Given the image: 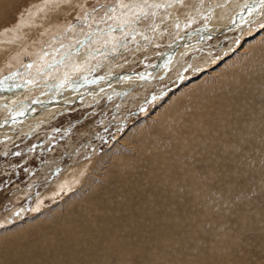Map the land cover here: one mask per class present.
<instances>
[{
    "label": "rangeland",
    "instance_id": "1",
    "mask_svg": "<svg viewBox=\"0 0 264 264\" xmlns=\"http://www.w3.org/2000/svg\"><path fill=\"white\" fill-rule=\"evenodd\" d=\"M88 2L91 3H88L89 5L87 6L86 0L78 1V5L84 6L83 10L78 11L77 15L68 20L66 23L67 25L63 23L59 25L58 33L56 32L53 34L54 30L52 33L49 32V36H52L46 37V41H44L45 39L40 40L43 41L38 43L40 47L37 49L36 53L34 52L33 54V51L31 52L32 54L30 52H25L20 56V63L18 66L16 67V65H14L8 72L4 71L1 77L2 81L7 85L5 89L7 92L3 91L1 94L2 97H0V219L3 220V227L0 226V230L5 226L10 228L5 229L3 233L0 234V259L2 256H5L3 252L7 254L5 259L2 257L4 260L1 259L2 263L0 264H63L65 261L66 263L64 264L68 262L73 264L75 261L76 264L79 262L80 264H100L98 261L101 257L104 258H101V264H103L102 262H105L104 264H107L106 262L113 263L115 261V256H113V261V259L110 258L111 255H108V257L101 253L103 250H107V247H109L108 249L114 248L115 243L111 242H114L115 238L120 240V234L123 233H126V238L124 240V242H126V249L124 248L126 257H132H129L131 260L129 259L127 261H131V264L257 263L260 258L253 256V251H258L261 247L256 246L255 242H264V235L262 234L264 233V228L262 227L264 226V135H262L264 134V130L256 128L250 138V132H246L245 127H242L241 130H243H240V134L242 133L240 135L241 139L239 137L234 140V138H232L234 132H236L234 127L230 129L231 131L233 130V134L228 130H226L227 132L225 133L220 132L219 134V129L217 130L216 128L210 127L207 137L213 140H208L209 138H207L208 141L205 139L204 141L207 142L205 143L198 139V133L202 130L197 129L191 133L193 134L191 138L197 140L198 144H194L196 146L192 145L193 143L190 145V155H188L186 154V150L185 152L183 150L184 147L192 141L185 139L183 143L180 139L184 136L180 138L177 137L178 140L174 141L172 137L164 134L169 124V122H165V120L168 121L165 116V119L164 117H158L147 124L142 125V123H145L143 121L148 115L150 116V113L151 116H153L154 112L158 111V105L165 101L171 93L173 94V92L178 90L181 86L192 81H200L203 75L215 71L225 63L224 61H229L238 51L243 50L245 47H255V42L261 37L259 33H264V0H88ZM72 9L74 10L75 8L69 9L66 13L70 14ZM20 12L22 13V11ZM258 36L260 37L258 38ZM254 39L257 40L249 45V42ZM247 68L246 65H242L241 62L238 61L233 65L231 64L228 71L224 73L221 72L220 76L226 75V77L231 78L232 75H236L237 79H239L247 75L245 71ZM250 69L260 72L264 77V46L258 49L256 58L251 64ZM255 77V79L262 78L258 73L255 74ZM215 80L219 81L220 78L212 79L203 86H199V82L194 83L193 88H191L192 86L188 88L190 92L187 89L185 90L186 101L185 103L182 102L181 105L189 104V108L190 104L194 102L195 99L202 98L204 94L201 93L211 95L213 93L212 96L221 93V91L217 90L218 87L213 84ZM205 89L207 92L203 91ZM195 94L198 96L196 95L194 98L193 96ZM222 96L219 94L218 97ZM172 100H169L170 102L168 101L169 105L168 103L166 105L164 104L160 108V111L164 108L168 112L173 109L176 104L173 103L174 100L171 102ZM171 104H174V106ZM249 105L253 106H251L252 111L250 110L249 112L248 110L250 114H246L244 111H239L240 113L234 112L232 113L233 116L229 114L228 117H226L229 118L228 123L232 122L231 120L233 119L236 121V116H241V119L244 120L245 118V125L246 122H256V119L258 121L261 118H263L261 123L263 124L264 114L261 116L260 112L264 111V104L258 105V110H255L253 103H249ZM180 108H184V106ZM200 110L202 111L203 108ZM235 111H238V109ZM188 112L190 116L197 115L191 108H189ZM257 112L259 113L258 115ZM202 115L204 114L201 113L200 116ZM248 116H251L252 119H248L247 121ZM206 119L202 121V124ZM158 121H160L158 125L161 124L159 125V127L161 126L160 130H164L160 133L154 131V127ZM248 123L247 126L253 124L249 123V125ZM171 128L173 129V127ZM243 133L245 135H243ZM256 134L261 135L263 138L256 136ZM223 139L227 141L219 143ZM119 141L121 143L119 144L120 146L117 145ZM179 141L184 145L182 146ZM214 141H217L216 143L219 144V146H217ZM212 142L215 144L212 145ZM232 142H234V144ZM157 143L163 145L160 144V147ZM167 143L170 144L166 145ZM230 143H232L231 146L229 145ZM154 144L157 145L155 146ZM201 144L202 146L204 144L202 147L204 154L200 152ZM233 145L236 146V148H238L237 145L242 146L238 152L240 154L233 152ZM141 146L145 149L144 155H142L143 153L141 150L144 149H142ZM177 146H179V153L175 151L177 150ZM223 148H227L225 151L228 154L231 151L233 153L231 152L228 155L226 152L222 151ZM136 149H139L141 152H138L139 150L136 151ZM206 150H208L207 153L209 155L206 154ZM241 150L243 152L245 151V153L241 152ZM150 152L153 156H151ZM165 153L169 154L167 155ZM182 154L183 156L186 155V159L182 161L184 164L179 163V167L182 169L173 168L171 163L165 165L164 162H167L166 160H170L174 156H176L175 159H178L177 155L181 156ZM159 155L162 156L158 157ZM170 155L171 157L169 158ZM206 155L208 157H206ZM148 156L151 157L149 158L152 160L151 162L148 161ZM199 156L202 157L200 158ZM211 156L219 158L223 163ZM226 157H228V159H226ZM153 159H156L154 163H152ZM223 159L225 162L228 161L224 163ZM234 159L237 162L236 164L234 163ZM197 160L199 163H197ZM203 160L204 162H202ZM212 161H215V165ZM147 162L155 165L152 167L150 164L147 165ZM200 162L205 164L207 168L211 166L208 168V170H210L208 173V170ZM229 162L232 164H229ZM142 163H145V165ZM121 165H123L122 168H120ZM168 165H170L169 167L171 168H168ZM192 165L195 171L191 168ZM221 165L225 166V168ZM229 165L230 167L232 165V168L236 166V169L230 168ZM78 166H84L82 170L90 166L93 168L90 171L82 172V176L84 175V181L82 180V182L84 183H73L69 190H61L55 193L53 189L60 178L66 176L71 170L78 169ZM135 166H139V168L137 167L136 170ZM157 167H159V169ZM197 167L203 168L202 170L205 171V173L201 169L199 171ZM184 168H187V172ZM210 168H212V170ZM188 169L191 171H188ZM162 170L173 173H165ZM183 170L185 171V173H183L186 174L187 177L182 173ZM197 170L198 172L195 174L194 172ZM149 171L150 174H148ZM175 171L179 173L177 172V174ZM110 172L112 173L110 174ZM162 172L163 174H161ZM223 172L228 173L225 174L227 177H223ZM154 173L160 174V176L154 175ZM210 173H212V175ZM199 174L202 176L200 177ZM205 174L207 175L205 176ZM208 174L209 176L211 175L210 178ZM144 175L146 178H144ZM164 175H167V177ZM88 176L92 178L89 180ZM136 176L137 178H135ZM180 176H183L182 179H179L181 178ZM119 177H125L124 182L128 187L130 185V188L124 184L121 178L118 179ZM219 177L220 180L218 179ZM151 178L153 179L151 180ZM190 178L192 181L189 182L188 179ZM199 178L202 179L200 180ZM213 178L214 180L211 181ZM216 179L219 181H216ZM177 180L178 182H176ZM181 180L185 183L182 182L184 185L180 182ZM223 180L227 181L225 182L226 184L223 183ZM166 182H170V184L167 183L166 185ZM198 182L202 185V189ZM86 183L87 185L91 184V189ZM113 184L115 186H113ZM222 184L225 188L221 186ZM169 185L171 186L169 187ZM194 185L201 190H194ZM213 185L218 186L216 187L217 189L215 187L213 188ZM83 186H85V188ZM120 186L126 189L128 188L129 192L128 190L125 191V189H122ZM180 186L181 188L183 186V188L181 189ZM118 187L121 196L126 194V204H124V201H120L121 199L118 197V192H116L118 191ZM167 187L168 189H166ZM86 188L87 190H84ZM184 188L186 190L190 189V191H186ZM218 189L219 191H217ZM51 190H53V192ZM203 190L206 191L205 194L202 193L204 192ZM181 191L183 194H181ZM191 191H194V194L197 193V195L194 197ZM171 193L173 198L170 196ZM211 193L212 197L210 196ZM46 194L50 196L49 199L45 197ZM191 194L193 195L192 198ZM198 194L202 196L199 197ZM178 195L182 197L180 198ZM189 195L190 198H187ZM207 195L209 196L207 197ZM115 197H118L117 200ZM210 197L214 199V203ZM177 198H180V201ZM193 198H195V201ZM41 199L43 202L41 208L33 210L36 203L41 201ZM209 200L211 201L209 202ZM224 200L227 201L223 203ZM191 201L196 204L192 205L193 202ZM204 202L205 204L203 206ZM227 202H229L230 205L229 203L227 204ZM111 203L115 204V206L113 205V207ZM209 203L210 205L207 206ZM217 203H220V205ZM224 204L227 205L225 206ZM107 205L108 207H106ZM164 205L165 208L167 206L166 209ZM205 206L208 207V211H206ZM222 206H225V209H223L224 207ZM121 207L124 210L121 209ZM196 207H198V209ZM213 207L217 211H215ZM226 207H228V209ZM113 208H115V212L111 210ZM169 208L171 209L169 210ZM104 210L108 211V214ZM210 210L214 211L211 212ZM221 210L222 214H220ZM244 210H246L245 213ZM116 211L120 212L116 214ZM242 211L244 214H242ZM121 212H123V214ZM214 212H216L215 217ZM257 212L258 214H255ZM261 212H263V214ZM41 213L42 215H40ZM147 213H150V215ZM22 214H24V216L21 218L20 216ZM115 214L117 217H115ZM54 215H56L55 218ZM106 215H110L109 220L108 216L105 218ZM222 215L223 217H220ZM247 215L252 216V218L248 217L249 220ZM258 215L259 218L257 217ZM216 216L219 217L217 218ZM121 217L124 219L126 218L125 222ZM148 217L152 220L150 221L147 219ZM169 217L171 219H168ZM188 217L189 219H187ZM236 217L240 218L238 219ZM255 218L257 220L259 219V222ZM143 220L145 222L147 221V224ZM166 220L168 221L166 222ZM101 221L104 224H102ZM256 221L258 223H255ZM98 222H100V225ZM117 222L122 224L120 225ZM151 222L153 224H151ZM143 223L146 225H142ZM179 223H181L182 227H179ZM250 223H252V225ZM70 224H72L71 226H75V229L69 226ZM95 224L99 225V227L97 226L95 228ZM156 224L160 228H157L158 226ZM160 224H162V226ZM89 225H92V227L94 226V228L91 226L92 229L89 228ZM78 226L80 228H76ZM117 226H121V229L117 228ZM163 226L165 227L162 228ZM243 226L245 234L243 233L244 231L242 233L240 232L243 228L241 230L239 229ZM255 226H257L256 231L258 230L257 232L255 231V233L259 238L256 237L253 239L252 237L256 235L251 229H254ZM69 227L72 229V232H70ZM174 227L175 229L178 227V231L177 229L175 230ZM237 227L238 229H236ZM259 227L262 229L260 230ZM63 228L64 233L62 230V233H60L59 230ZM144 228H149L151 232L148 230L146 231ZM111 229L113 230L110 234ZM246 229L248 230L246 231ZM73 230H75L76 234H74ZM96 230H99V232ZM114 230L118 233L115 234ZM154 230L157 233L159 232V235L156 236ZM170 230L173 231V233L175 231V235ZM227 230H229L230 233ZM85 231L90 234L88 233L89 235H85ZM103 232L104 234L105 232L107 233L104 235ZM136 232H140L142 236ZM95 233L98 235L101 234L102 240L100 236L97 234L95 235ZM171 233L174 236H172ZM176 233H178V237ZM238 233L240 237L237 235ZM82 234L85 235L84 238ZM169 234H171V236ZM65 235L69 236L64 237ZM78 235L80 238L77 240L76 236L78 237ZM115 235L119 237H115ZM132 235L136 237L133 238ZM164 235L167 239L165 237L162 238ZM244 235L246 238L243 237ZM96 236L98 237L97 239ZM111 236L112 238L109 239ZM147 236L150 237L148 242ZM151 236H153V238H151ZM37 237L40 238L38 242ZM60 237H62L63 240ZM75 238L78 246L76 245L77 243H75ZM161 238L165 240L162 241ZM238 238H240L241 241ZM56 239H60V241ZM64 239L72 244L73 248L71 245L69 246ZM108 239L110 245L107 243ZM154 239L155 241H152ZM49 240L51 241L50 245L47 244ZM54 240L60 242V244L56 241L54 242ZM102 241H105V244ZM63 242V248L62 246L59 248L58 246L63 245ZM99 243L101 244L100 246ZM127 243L130 245H127ZM147 243H149V245ZM238 243L242 244L240 248V244ZM40 244L41 248L44 247V253L40 252ZM102 244L105 246L102 247ZM75 245L77 247H74ZM85 245H87V247ZM67 246L69 248L71 247L70 250L69 248L66 249ZM116 246L119 245L116 244L115 247ZM90 247H93L95 251ZM74 248L77 250L81 249L82 251H75ZM177 248H179L180 251ZM49 249H51V251ZM145 249L149 250L147 251ZM8 250H11V253ZM92 250L95 253H92ZM61 251L66 254V256L63 254L65 259L61 258ZM66 251L69 254L71 251V254L69 255ZM157 251L159 252L156 257L155 254ZM48 252L51 253L49 254ZM86 252L90 253L89 257L87 256L88 254H85ZM129 252L132 255H130ZM98 253L102 255H100V258L98 257ZM95 254L98 256L96 257ZM67 255L71 256L70 259H68L69 256ZM79 255L82 258H80ZM85 256H87L88 258L86 259L91 262L86 261L84 258ZM26 257L30 260H27ZM105 257H108L107 261H105ZM153 257L156 258L158 262ZM21 258L23 259L22 261ZM57 259H59L61 263L56 261ZM132 259L135 261H132Z\"/></svg>",
    "mask_w": 264,
    "mask_h": 264
},
{
    "label": "bare ground",
    "instance_id": "2",
    "mask_svg": "<svg viewBox=\"0 0 264 264\" xmlns=\"http://www.w3.org/2000/svg\"><path fill=\"white\" fill-rule=\"evenodd\" d=\"M78 1H81V0H0V97H2V92L3 91H5V92H7L5 89L7 88V85L5 84V82L4 81H2V79H1V77H2V75H3V72L4 71H9V70H11V68H13L14 67V65H16V67L18 66V64L20 63V61H19V59H20V56L21 55H23L25 52H32L33 51V54H34V52L36 53L37 52V49H39V45H38V43H40V42H42V41H40L41 39H45L46 37L48 38V37H51V36H49L50 34H49V32L50 33H52V31H53V34H55L56 32L58 33V31H59V25H61L62 23L64 24V25H67L66 23H67V21L68 20H70L72 17H74L75 15H77L78 14V11H80V10H83L84 8V6L82 7L81 5H78ZM85 2V1H84ZM86 2H87V6L91 3H89L88 2V0H86ZM77 3V4H76ZM89 3V4H88ZM71 8H75L74 10L72 9L70 12V14L69 13H66V12H68L69 11V9H71ZM17 10H19V11H17ZM20 11H22V13L20 12ZM63 26V25H62ZM64 27V26H63ZM61 31V30H60ZM260 35H261V37L260 36H258V38H259V40L257 41V42H255V40H257V39H254V40H252L251 42H249V45L251 44V43H253V42H255V47H248V48H246L245 46V48L243 49V50H241V51H238V53L232 58V59H230L229 61H224L225 63L224 64H222L219 68H217L215 71H213V72H210V73H207V74H205V75H203L202 77H201V80L200 81H196V82H190V83H186L184 86H181L178 90H176V91H174L173 92V94L171 93L170 94V96L165 100V101H163L161 104H159L158 105V107H157V109H158V111H152V112H154V114H153V116H151V113H150V116L148 115L146 118H145V120L143 121V122H145V123H142V125L143 124H147V123H149L151 120H153V119H156V118H158V117H166L167 119H168V121L167 120H165V122L166 123H168L169 122V124H168V128L166 129V131L164 132V134H166V135H168L169 137H172L173 139H174V141H176V140H178V138H180L181 136L183 137V138H181L180 140L184 143L185 142V139H189V140H191L192 142L191 143H189V144H187L185 147H184V152H185V150H186V154H188V155H190V153H189V149H190V145L192 144V145H194V144H198V141L197 140H194V139H192L191 138V135H193V134H191L193 131H196L197 129H201L202 131H200L198 134H199V138L198 139H200V141H204L205 139H206V141H208V140H210L211 138H209V137H207V135H208V129L211 127V128H216L217 130H218V133L220 134V132H223V133H225V132H227L226 130H228V131H230L231 133H232V131L230 130L232 127H234L235 129H236V132H234V135L232 136V138H234V140H236V139H238L239 137H240V139H241V134H240V130H241V128L242 127H245V131L247 132V131H249L250 132V134H251V136H250V138L252 137V134H253V132L255 131V129L256 128H261L260 130H264V123L263 124H261L262 123V120H263V118H261L260 120H258L257 121V119H256V122L254 121V122H251V123H253V124H251L250 122V124L248 123V122H246V125L244 124L245 122H244V120H245V118H244V120L243 119H241L240 117H238V116H236L237 118H236V121L233 119V120H231L232 122H229L228 123V121H229V118H226V117H228V115L229 114H232V113H234V112H239V111H244L246 114H250V113H248V110H249V112H250V110H251V108L253 107L252 105H249V103H253V105H254V107H255V110H258L257 109V106L258 105H261V104H264V77H263V75L260 73V72H256V71H254L253 69H250V66H251V64L253 63V61H254V59L256 58V54H257V51H258V49L259 48H261V47H263L264 46V33L263 34H261V33H259ZM258 35V34H257ZM46 38V39H47ZM256 38V37H255ZM46 39L44 40V41H46ZM248 41V40H247ZM250 41V40H249ZM50 42V41H49ZM247 43V42H246ZM243 45V44H242ZM247 45V44H246ZM249 45H247V46H249ZM253 45V44H252ZM39 51V50H38ZM26 53V54H27ZM32 54V53H31ZM241 62V64L242 65H246L248 68L245 70L246 71V73H247V75H245V76H243V77H240L239 79H237V77H236V75H232L231 76V78H229V77H226V75L225 76H220L221 74V72H226V71H228V69L231 67V64L233 65V64H235V63H237V62ZM246 62V63H245ZM40 68V67H39ZM24 71V70H23ZM256 73H258V74H260L261 76H262V78L261 79H255L256 77H255V74ZM43 74V73H42ZM216 74H219V75H216ZM33 76V75H32ZM217 76H219V77H217ZM216 78H220V80L219 81H214L213 82V84L214 85H216L217 87V90H219V91H221V93H219L222 97H218L219 96V94L218 95H214V96H212L213 95V93H212V95L211 94H206V93H201V94H204V95H202V98H199V99H195L194 100V102H192L191 103V101H190V106H189V108H191L192 109V111L193 112H196L197 113V115L195 114V115H188L189 114V108H188V105L189 104H183V105H181L182 104V102L183 103H185V101H186V95H185V93H186V89L187 90H189L188 88L189 87H191V88H193V85H194V83H197V82H199L200 84H199V86H203L204 84H206V83H208L209 81H211L212 79H216ZM8 84V83H7ZM106 85V84H105ZM197 85V84H196ZM192 90V89H191ZM183 91H185V92H183ZM193 91V90H192ZM203 91H205V92H207L206 91V89L205 90H203ZM216 91V90H215ZM218 91V92H219ZM188 92V91H187ZM189 92H190V90H189ZM214 92V91H213ZM200 94V95H201ZM215 94H216V92H215ZM74 95V94H73ZM197 94H195L193 97L195 98V96H196ZM189 96H190V94H189ZM198 96V95H197ZM216 96H217V98H216ZM4 98H5V96H4ZM188 98V97H187ZM191 98V97H190ZM197 98V97H196ZM209 98H211V99H209ZM214 98V99H213ZM174 100V102H173V100ZM193 99V98H192ZM169 100H172L171 102H173L174 104H176V106H174V104L172 105V106H174V108L173 109H168L169 108V106H168V110H170L169 112L164 108V109H162L161 111H160V108L165 104H167L168 103V101ZM170 102V101H169ZM168 105H169V103H168ZM171 106V107H172ZM181 106H184V108H180ZM250 106V107H249ZM252 106V107H251ZM170 107V108H171ZM188 108V109H187ZM203 108V110L201 111L200 109H202ZM238 109V111H235V110H237ZM166 110V111H165ZM191 111V110H190ZM252 111V110H251ZM260 111V110H259ZM201 113H203L204 115H202V116H200V114ZM236 113V114H237ZM240 113V112H239ZM252 113V112H251ZM253 114H254V112H253ZM259 113L257 112V115H258ZM262 114H264V111H261L260 112V115L262 116ZM242 115V114H241ZM256 115V114H255ZM259 115V116H260ZM232 116H233V114H232ZM165 117H164V119H165ZM230 117H231V115H230ZM246 117V116H245ZM248 117H250V118H248ZM247 117V121H248V119L250 120V119H252L251 118V116H248ZM252 117H253V115H252ZM256 118H258L257 116H255ZM254 117V118H255ZM159 118V119H160ZM207 118V119H206ZM233 118V117H232ZM253 118V119H254ZM204 119H206L205 121H204V123L202 124V121L204 120ZM255 120V119H254ZM161 121V120H160ZM160 121H158L157 123H156V125H155V127H154V131L155 132H158V133H160V132H162V131H164V130H160V128H161V126L159 127V125H161V124H159L158 125V123L160 122ZM142 122V121H141ZM162 122V121H161ZM247 123L250 125V126H247ZM139 125V124H138ZM163 125V124H162ZM204 125V126H203ZM158 127V128H157ZM171 127H173V129L171 128ZM243 130V129H242ZM241 130V131H242ZM199 131V130H198ZM137 132V131H136ZM215 132V131H214ZM229 132V133H230ZM261 132V131H260ZM263 132V131H262ZM173 133H175V134H173ZM216 133H217V131H216ZM215 133V134H216ZM230 133V134H231ZM162 134V133H161ZM213 134V133H212ZM211 134V135H212ZM233 134V133H232ZM231 134V135H232ZM246 134H248V133H246ZM195 135V134H194ZM230 135V136H231ZM243 135H245L244 133H243ZM249 135V134H248ZM262 135H264V134H262ZM167 136V137H168ZM214 136V135H213ZM256 136H260V137H262L261 135H257L256 134ZM131 137V136H130ZM178 137V138H177ZM212 137V136H211ZM217 137V136H216ZM243 137V136H242ZM249 137V136H248ZM247 137V138H248ZM171 138V139H172ZM195 138V137H194ZM196 138H197V136H196ZM207 138H209L208 140H207ZM219 138V137H218ZM263 138V137H262ZM165 139V138H164ZM169 139V138H168ZM245 139V138H244ZM165 140H167V139H165ZM211 140H213V139H211ZM227 140L229 141V139L227 138ZM227 140H225V139H223V140H221L219 143H223V142H226ZM243 140V139H242ZM120 141H122V140H120ZM120 141L119 142H117V145H119V144H121L120 143ZM168 141V140H167ZM169 141H171V140H169ZM199 141V142H200ZM232 141H233V139H232ZM240 141V140H239ZM123 142V141H122ZM180 142V141H179ZM179 142H177V143H179ZM188 142V141H187ZM186 142V143H187ZM190 142V141H189ZM205 142V141H204ZM210 142V141H209ZM215 142V141H214ZM217 142V141H216ZM215 142V143H216ZM138 143V142H137ZM175 143V142H174ZM183 143H181L180 142V144H182V146L184 145ZM185 143V144H186ZM205 143H207V142H205ZM215 143H213L212 142V145L213 144H215ZM233 144H234V142H232ZM232 143H230L229 145L231 146V144ZM235 143H236V141H235ZM241 143V142H240ZM243 143V142H242ZM245 143H246V141H245ZM160 147H161V145H163V144H159V143H157ZM157 144H154L155 146L157 145ZM168 144H170V143H167L166 145H168ZM180 144H179V146H180ZM217 144V143H216ZM226 144V143H225ZM116 145V146H117ZM137 146H139L138 144H136ZM142 145V144H141ZM178 145V144H177ZM222 145H224V144H222ZM228 145V146H229ZM236 145V144H235ZM238 145H240V144H238ZM237 145V147L238 148H236V146H234V149H232L233 150V152L234 153H237V154H240V153H238L240 150L239 149H241L242 148V146H238ZM246 145V144H245ZM120 146V145H119ZM126 146V145H125ZM179 146H177L176 148H177V150H175V151H177L178 152V150H179ZM194 146H196V145H194ZM203 146H204V144H203ZM202 144H201V151L200 152H202L203 153V150H202ZM209 146V145H208ZM217 146H219V144H217ZM133 147H135V146H133ZM142 147V146H141ZM141 147H139V148H141ZM166 147V146H165ZM192 147V146H191ZM198 147V146H197ZM197 147H195V148H197ZM223 147V146H222ZM240 147V148H239ZM121 148V147H120ZM138 148V147H137ZM162 148H163V146H162ZM175 148V149H176ZM194 148V147H193ZM205 148V147H204ZM213 148V147H212ZM211 148V149H212ZM217 148V147H216ZM215 148V149H216ZM220 148H221V146H220ZM230 148H233V147H230ZM135 149V148H134ZM142 149H144L143 147H142ZM214 149V150H215ZM225 149H227V148H225ZM225 149L223 148V150L222 151H224V152H226L225 151ZM137 150H139V149H136V151ZM170 150H171V147H170ZM170 150H169V152H170ZM181 150V149H180ZM192 150H194V149H192ZM214 150H212V151H214ZM243 150V149H242ZM241 150V152H243ZM142 151V155H144V153H145V149L144 150H141ZM140 150L138 151V152H141ZM144 151V152H143ZM182 151V152H183ZM195 151V150H194ZM207 151L208 150H206V154H208L207 153ZM222 151H220L221 153H224V152H222ZM228 151V150H227ZM229 151H231V150H229ZM152 152H154V151H152ZM157 152V151H156ZM162 152V151H161ZM160 152V153H161ZM165 152V151H164ZM209 152L211 153V151L209 150ZM232 152V151H231ZM230 152V153H231ZM232 152V153H233ZM149 153V152H148ZM151 153V152H150ZM155 153V152H154ZM153 153V154H154ZM163 153V152H162ZM175 153V152H174ZM179 153V152H178ZM178 153H176V154H178ZM181 153V152H180ZM199 153V152H198ZM201 153V154H202ZM216 153H217V150H216ZM227 153V152H226ZM229 153V154H230ZM243 153H245V151L243 152ZM242 153V154H243ZM135 154H137V153H135ZM140 154V153H139ZM157 154V153H156ZM156 154H155V156H156ZM159 154V153H158ZM165 154H169V153H165ZM164 154V155H165ZM175 154V155H176ZM204 154V153H203ZM213 154V153H212ZM228 154V153H227ZM228 154V155H229ZM193 155V154H192ZM209 155V154H208ZM221 155V154H220ZM223 155V154H222ZM233 155V154H232ZM231 155V156H232ZM244 155V154H243ZM151 156H153L152 155V153H151ZM160 156H162V155H159L158 157H160ZM225 156V155H224ZM230 156V157H231ZM240 156V155H239ZM142 157V156H141ZM171 157V155L169 156V158ZM175 157L176 156H174V157H172L170 160L168 159V160H166L167 162H164L165 163V165L166 164H168V163H171L172 164V167L173 168H179V169H182L181 167H179L180 165H179V163H183L182 161L184 160V159H186L185 157H186V155L185 156H183V154L181 155V156H179V155H177V157H178V159L176 158L175 159ZM188 157V156H187ZM190 157V156H189ZM193 157V156H192ZM191 157V158H192ZM200 158L202 157V156H199ZM198 157V158H199ZM206 157H208L207 155H206ZM212 157V156H211ZM221 157V156H220ZM232 157H234V156H232ZM237 157V156H236ZM236 157H235V159H236ZM241 157V156H240ZM143 158V157H142ZM147 158V157H146ZM149 158H151V157H149L148 156V161H152L151 159H149ZM156 158H157V156H156ZM164 158H165V156H164ZM212 158H214V157H212ZM215 158H217V157H215ZM214 158V159H215ZM242 158V157H241ZM138 159V158H137ZM144 159V158H143ZM213 159V160H214ZM222 159V158H221ZM226 159H228V157H226ZM230 159H232V158H230ZM234 159V163L236 164L237 162H236V160ZM155 160L156 159H153V162L152 163H154L155 162ZM158 160V159H157ZM161 160V159H160ZM193 160H195V159H193ZM211 160V159H210ZM210 160H208V161H210ZM216 160H219V161H221L219 158H217ZM224 160V159H223ZM233 160V159H232ZM237 160H239V159H237ZM142 161V160H141ZM144 161H145V159H144ZM159 161V160H158ZM196 161V160H195ZM228 161V160H227ZM226 161V162H227ZM95 162H97V161H95ZM95 162H92V163H95ZM143 162V161H142ZM146 162V161H145ZM148 163L147 162V165L148 164H150V165H152V163ZM186 162V161H185ZM189 162V161H188ZM202 162H204V160L202 161ZM207 162V161H206ZM211 162V161H210ZM213 162V164L215 165V161H212ZM222 162V161H221ZM225 162V160H224V163H226ZM160 163V162H159ZM193 163V162H192ZM191 163V164H192ZM197 163H199L198 162V160H197ZM201 163V162H200ZM217 163V162H216ZM223 163V162H222ZM231 162H229V164H230ZM131 164V163H130ZM135 164V163H134ZM141 164V163H140ZM142 164H144L145 165V163H142ZM170 164V165H171ZM184 164V163H183ZM191 164H190V166H191ZM201 164H203V163H201ZM212 164V165H213ZM217 164H219V163H217ZM232 164V163H231ZM84 165V164H83ZM92 165V164H91ZM119 165V164H118ZM155 165V164H154ZM154 165H152V167L154 166ZM160 165H161V163H160ZM164 165V166H165ZM170 165H168V168H171V167H169ZM182 165V164H181ZM195 165V164H194ZM204 165V167L208 170V168L209 167H211V166H209V164H208V168L205 166V164H203ZM202 165V166H203ZM224 165V164H223ZM223 165H221V166H223ZM226 165V164H225ZM227 165H228V163H227ZM88 166H89V164H88ZM95 166V165H94ZM115 166V165H114ZM122 166L123 165H121V167L120 168H122ZM134 166V165H133ZM187 166V165H186ZM52 167H53V165H52ZM83 167L84 166H78L77 168L78 169H73V171L71 170L66 176H63V177H61L60 178V180H59V182L58 183H56V185L54 186L55 188L53 189L54 191H55V193L57 192V191H67V190H69L70 188H71V186L73 185V183H81L82 182V180L84 181V179H83V176H82V172L83 171H90V170H92L93 168H92V166H90V167H87V168H85V170H82L83 169ZM97 167V166H96ZM136 167V170H137V167L139 168V166H135ZM146 167H148V166H146ZM160 167V166H159ZM159 167H157L158 169H159ZM189 167V166H188ZM196 167V166H195ZM200 167V166H199ZM217 167V166H216ZM216 167H214V168H216ZM224 168H225V166H223ZM229 167H230V165H229ZM228 167V168H229ZM236 166H234V168H232V165H231V167L230 168H232V169H236L235 168ZM98 168V167H97ZM131 168H133V167H131ZM191 168H193V165H192V167ZM198 168V167H197ZM204 168V169H205ZM213 168V167H212ZM212 168H210L211 170H212ZM96 169V168H95ZM157 169V170H158ZM166 169V168H165ZM164 169V170H165ZM194 169V168H193ZM199 169V171H200V169L202 170L203 168H198ZM216 169H218V168H216ZM223 169V168H222ZM221 169V170H222ZM121 170V169H120ZM132 170V169H131ZM167 170H171V169H167ZM167 170L166 171H163V172H165V173H173V172H167ZM184 170H186V172H187V168H184ZM182 171V173L184 172L185 173V171ZM226 170H227V167H226ZM230 170V169H229ZM133 171V170H132ZM161 171V170H160ZM181 171V170H180ZM188 171H191V170H189L188 169ZM194 171H195V169H194ZM203 171V170H202ZM210 170H208L207 171V173L209 172ZM217 171V170H216ZM220 171V170H219ZM136 172V171H135ZM147 172V171H146ZM152 172V171H151ZM155 172H156V170H155ZM158 172V171H157ZM163 172L161 173V174H163ZM176 172V171H175ZM178 172V171H177ZM176 172V173H177ZM193 172V171H192ZM191 172V173H192ZM197 172H198V170L196 171V172H194L195 174H197ZM204 173H205V171H203ZM202 172V173H203ZM232 172V171H231ZM235 172V171H234ZM84 173V172H83ZM94 173V172H93ZM112 172H110V174H111ZM124 173V172H123ZM129 173V172H128ZM153 173V172H152ZM179 173V172H178ZM177 173V174H178ZM183 173V174H184ZM201 173V172H200ZM201 173V174H202ZM203 173V174H204ZM216 173V172H215ZM224 173V175H223V177L225 176V177H227L225 174L227 173H225V172H223ZM230 173V172H229ZM89 174V173H88ZM130 174H131V172H130ZM139 174V173H138ZM137 174V175H138ZM148 174H150V171H149V173ZM181 174V173H180ZM179 174V175H180ZM193 174V173H192ZM192 174H191V176H192ZM201 174H199L200 175V177L202 176ZM211 175H212V173H210ZM217 174V173H216ZM215 174V175H216ZM228 174V173H227ZM232 174V173H231ZM94 175V174H93ZM102 175V174H101ZM140 175V174H139ZM145 175H147V174H145ZM144 175V176H145ZM153 175V174H152ZM154 175H159L160 176V174H156V173H154ZM185 176H186V174H184ZM207 174H205V176H206ZM210 175V176H211ZM215 175H214V177H215ZM221 175H222V173H221ZM230 175V174H229ZM228 175V176H229ZM114 176V175H113ZM122 176V175H121ZM126 176V175H125ZM157 176H156V178H157ZM165 176V175H164ZM177 176V175H176ZM190 176V175H189ZM188 176V177H189ZM190 176V177H191ZM195 176V175H194ZM198 176V175H197ZM210 176H209V174H208V177L210 178ZM108 177H110V176H108ZM116 177H118V176H116ZM123 177V176H122ZM122 177H119L118 179H122L123 180V182L125 181V177L124 178H122ZM148 177H150V176H148ZM153 177H155V176H153ZM165 177H167V175L165 176ZM165 177H163V178H165ZM173 177V176H172ZM171 177V178H172ZM174 177H175V175H174ZM181 177V176H180ZM183 177V176H182ZM182 177L181 178H179V179H182ZM187 177V176H186ZM193 177V176H192ZM191 177V178H192ZM203 177H204V175H203ZM221 177V176H220ZM220 177L218 178L219 180H220ZM88 178H89V176H88ZM90 178H92V177H90ZM90 178H89V180H90ZM135 178H137V176L135 177ZM144 178H146V176L144 177ZM162 178V179H163ZM169 178V177H168ZM167 178V179H168ZM191 178L190 179H188L189 180V182L190 181H192L191 180ZM196 178V177H195ZM207 178V177H206ZM222 178V177H221ZM112 179V178H111ZM129 179V178H128ZM128 179H126V180H128ZM133 179V178H132ZM153 178H151V180H152ZM155 179V178H154ZM160 179V178H159ZM173 179V178H172ZM178 179V178H177ZM178 179V180H179ZM192 179H194V178H192ZM200 179V178H199ZM202 179V178H201ZM200 179V180H201ZM204 179H205V177H204ZM223 179V178H222ZM222 179H221V181H222ZM226 179V178H225ZM108 180H110V179H108ZM113 180V179H112ZM112 180H111V182H112ZM149 180V179H148ZM147 180V181H148ZM155 180H157V179H155ZM165 180V179H164ZM163 180V181H164ZM169 180V179H168ZM174 180H176V179H174ZM178 180L176 181V182H178ZM184 180V179H183ZM186 180V179H185ZM206 180V179H205ZM214 180V178L211 180V181H213ZM219 180H217L216 179V181H219ZM88 181V180H87ZM93 181V180H92ZM116 181H117V179H116ZM118 181H120V180H118ZM136 181V180H135ZM146 181V182H147ZM160 181V180H159ZM162 181V182H163ZM170 181H171V179H170ZM204 181V180H203ZM208 181V180H207ZM206 181V182H207ZM209 181H210V179H209ZM220 181V182H221ZM114 182H115V180H114ZM113 182V183H114ZM122 182V181H121ZM127 182V181H126ZM130 182H132V181H130ZM153 182V181H152ZM181 183L183 182L182 180L180 181ZM186 182V181H185ZM201 182V181H200ZM206 182H204V183H206ZM225 182H227V181H225V180H223V183H225ZM82 183H84V182H82ZM88 183H89V181H88ZM136 183V182H135ZM167 183L168 182H166V185H167ZM171 183H172V181H171ZM174 183V182H173ZM184 183V182H183ZM182 183V185H184ZM187 183V182H186ZM199 183V182H198ZM202 183V182H201ZM218 183V182H217ZM55 184V183H54ZM115 184V183H114ZM113 184V186H115ZM117 184V183H116ZM124 184H126L125 182H124ZM129 184V183H128ZM164 184V183H163ZM168 184H170V182L168 183ZM175 184V183H174ZM195 184V183H194ZM200 184V183H199ZM212 184H214V183H212ZM216 184V183H215ZM226 184V183H225ZM86 185H87V183H86ZM85 185V186H86ZM141 185V184H140ZM180 185V184H179ZM190 185V184H189ZM196 185V184H195ZM194 185V186H195ZM198 185V184H197ZM201 185V184H200ZM206 185V184H205ZM85 186H83L84 188H85ZM87 186H90V189H91V184H88ZM118 186H119V184H118ZM126 186H127V184H126ZM150 186V185H149ZM171 185H169V187H170ZM187 186V185H186ZM191 186V185H190ZM199 186V185H198ZM212 186V185H211ZM221 186H223V184L221 185ZM120 187H122V186H120ZM128 187V186H127ZM173 187H175V186H173ZM185 187V186H184ZM193 187V186H192ZM191 187V188H192ZM197 186H195V189L194 190H196V189H198V188H196ZM204 187V186H203ZM210 187V186H209ZM208 187V188H209ZM216 188V187H218V186H214L213 185V188ZM224 187V186H223ZM116 188H117V186H116ZM128 188H130V185H129V187ZM128 188L126 189L125 187H122V189H125V191L126 190H128ZM180 188H181V186H180ZM179 188V189H180ZM182 188H183V186H182ZM181 188V189H182ZM189 188V187H188ZM194 188V187H193ZM212 188V187H211ZM225 188V187H224ZM83 189V188H82ZM81 189V190H82ZM88 189H89V187H88ZM166 189H168V187L166 188ZM173 189V188H172ZM201 189H202V185H201ZM200 189V190H201ZM205 189V188H204ZM217 189V188H216ZM219 189H220V187H219ZM219 189L217 190V191H219ZM53 190H51L52 192H53ZM84 190H87V188L86 189H84ZM84 190H82V191H84ZM116 190V189H115ZM118 191H116V192H118V197H119V199H121L120 201H124V204H126V194H123V196H121L120 195V189H119V187H118V189H117ZM174 190H175V188H174ZM184 190H186L185 188H184ZM199 190V189H198ZM199 190V191H200ZM208 190V189H207ZM212 190V189H211ZM79 191V190H78ZM124 191V190H123ZM131 191V190H130ZM170 191H172V190H170ZM186 191H190V189H188V190H186ZM199 191H198V193H199ZM204 191V190H203ZM216 191V190H215ZM222 191H224V190H222ZM52 192H51V194H52ZM88 192V191H87ZM128 192H129V190H128ZM177 192H178V190H177ZM182 192V191H181ZM180 192V193H181ZM192 192V191H191ZM191 192H189V193H191ZM221 192V191H220ZM58 193V192H57ZM78 193V192H77ZM123 193V192H122ZM193 194H194V191L192 192ZM202 193H206V191H204V192H202ZM201 193V194H202ZM150 194V193H149ZM174 194V193H173ZM181 194H183V192L181 193ZM186 194V193H185ZM199 195V197L200 196H202V195ZM220 194V193H219ZM47 195V194H46ZM45 195V197L47 198V199H49V195H47L46 196ZM77 195V194H76ZM163 195H165V194H163ZM169 195V194H168ZM172 195V193L170 194V196ZM195 195H197V193L196 194H194V197H195ZM53 196V195H52ZM51 196V197H52ZM117 196V195H116ZM169 196V197H170ZM173 196V195H172ZM171 196V198H173ZM179 196V195H178ZM192 194H191V198H192ZM203 196H205V195H203ZM209 195H207V197H208ZM211 197H212V193H211V195H210ZM221 196V195H220ZM71 197V196H70ZM117 197V198H118ZM180 198L182 197V196H179ZM206 197V198H207ZM210 197V198H211ZM45 198V199H46ZM116 198V197H115ZM117 198H116V200H117ZM180 198H177L178 200L180 199ZM183 198H184V196H183ZM187 198H190V195H189V197H187ZM198 198V197H197ZM216 198H218V197H216ZM215 198V199H216ZM221 198V197H220ZM226 198V197H225ZM194 199V201H195V198H193ZM208 199V198H207ZM212 199V198H211ZM219 199V198H218ZM223 199V198H222ZM221 199V200H222ZM177 200V201H178ZM182 200H184V199H182ZM199 200H200V198H199ZM198 200V202L200 203V201ZM205 200V199H204ZM213 200L214 199H212V202H213ZM217 200V199H216ZM220 200V199H219ZM162 201V200H161ZM172 201V200H171ZM180 201V200H179ZM203 201V200H202ZM206 201V200H205ZM208 201V200H207ZM211 200H209V202H210ZM227 200H224L223 201V203H225ZM69 202V201H68ZM117 202V201H116ZM191 202H193V201H191ZM197 202V201H196ZM216 202V201H215ZM218 202H220V201H218ZM123 203V202H122ZM162 203V202H161ZM168 203V202H167ZM166 203V204H167ZM187 203H188V200H187ZM198 203V204H199ZM202 203V202H201ZM214 203V202H213ZM221 203V202H220ZM220 203L218 204V205H220ZM222 203V204H223ZM229 202H227V204H228ZM42 204H43V202H42V199H41V201H39V202H37L36 203V205H35V207H34V209L33 210H37V209H40L41 208V206H42ZM112 204V203H111ZM118 204V203H117ZM177 204V203H176ZM192 204V203H191ZM196 204V203H195ZM194 204V202H193V204L192 205H195ZM197 204V205H198ZM204 204H205V202L203 203V206H204ZM216 204V205H217ZM226 204V205H227ZM110 205V204H109ZM115 206V204H112V206ZM169 205V204H168ZM189 205V204H188ZM199 205H201V204H199ZM207 205V204H206ZM210 205V203L207 205V206H209ZM215 205V206H216ZM225 205V204H224ZM225 205V206H226ZM229 205H230V203H229ZM64 206V205H63ZM111 206V207H112ZM113 206V207H114ZM123 206V205H122ZM158 206V205H157ZM157 206H156V208H157ZM163 206V205H162ZM172 206V205H171ZM180 206H181V204H180ZM207 206H205L206 207V211H208V207ZM214 206V207H215ZM225 206H222V207H224L223 209H225ZM106 207H108V205L106 206ZM110 207V206H109ZM174 207V206H173ZM177 207V206H176ZM184 207H186L185 205H184ZM183 207V208H184ZM202 207V206H201ZM213 207V208H214ZM217 207V206H216ZM221 207V208H222ZM55 208V207H54ZM97 208V207H96ZM115 208H118V207H115ZM115 208H113V209H111V210H114ZM155 208V207H154ZM164 208H165V205H164ZM166 208H167V206H166ZM165 208V209H166ZM191 208H193V207H191ZM191 208H189V209H191ZM197 209H198V207H196ZM203 208V207H202ZM201 208V209H202ZM210 208V207H209ZM212 208V207H211ZM227 209H228V207H226ZM53 209V208H52ZM59 209H61V208H59ZM104 209V208H103ZM121 209H123L122 207H121ZM163 209V208H162ZM171 208H169V210H170ZM176 209V208H175ZM186 209H187V207H186ZM217 209H220V208H217ZM222 209V210H223ZM117 210V209H116ZM119 210H120V208H119ZM124 210V209H123ZM153 210V209H152ZM155 210V209H154ZM159 210V209H158ZM214 210H215V208H214ZM214 210H212V211H214ZM222 210L219 212L220 214H222ZM49 211V210H48ZM52 211V210H51ZM104 211H106V210H104ZM163 211H164V209H163ZM180 211V210H179ZM182 211H184V210H182ZM181 211V212H182ZM189 211V210H188ZM187 211V212H188ZM195 211H198V210H195ZM211 211V210H210ZM211 211V212H212ZM215 211H217V210H215ZM245 211L246 210H244V213H245ZM25 212V211H24ZM107 212V214H108V211H106ZM106 212H105V214H106ZM113 212H115V210L113 211ZM117 212L118 211H116V214H117ZM120 212V211H119ZM118 212V213H119ZM125 212H126V210H125ZM147 212V211H146ZM150 212V211H149ZM154 212V211H153ZM170 212V211H169ZM226 212V211H225ZM22 213V212H21ZM56 213V212H55ZM122 214H123V212H121ZM143 213V212H142ZM157 213V212H156ZM163 213V212H162ZM177 213V212H176ZM209 213V212H208ZM208 213H205V214H208ZM215 213L216 212H214V217H215ZM243 213V211H242V214H244ZM262 214H263V212H261ZM20 214V213H19ZM47 214H48V212H47ZM101 214H104V213H101ZM100 214V215H101ZM115 214V215H116ZM147 214H149L150 215V213H147ZM173 214H174V212H173ZM181 214V213H180ZM202 214H203V212H202ZM211 214V213H210ZM209 214V215H210ZM219 214V215H220ZM247 214H249V213H247ZM255 214H258V212L257 213H255ZM262 214H261V216H262ZM31 215V214H30ZM40 215H42V213L40 214ZM49 215V214H48ZM57 215V214H56ZM56 215H54V218H55V216ZM113 215V214H112ZM111 215V216H112ZM159 215H161V214H159ZM186 215V214H185ZM225 215V214H224ZM230 215V214H229ZM18 216V215H17ZM24 216V214H22L20 217L22 218ZM108 216V220H109V216L110 215H106L105 216V218ZM120 216V215H119ZM123 216V215H122ZM146 216V215H145ZM144 216V217H145ZM148 216V215H147ZM162 216H163V214H162ZM162 216H161V218H162ZM182 216H183V214H182ZM187 216H188V214H187ZM190 216V215H189ZM206 216V215H205ZM211 216H213V215H211ZM233 216H234V214H233ZM242 216V215H241ZM240 216V217H241ZM254 216H256V215H254ZM253 216V217H254ZM16 217V216H15ZM115 217H117V215L115 216ZM142 217H143V214H142ZM151 217V216H150ZM158 217V216H157ZM164 217V216H163ZM166 217V216H165ZM217 217V216H216ZM219 217V216H218ZM217 217V218H218ZM220 217H223V215L222 216H220ZM229 217V216H228ZM239 217V218H240ZM252 218V216H248L247 215V218ZM258 218H259V215L257 216ZM52 218H53V216H52ZM103 219H104V217H102ZM121 218H123V217H121ZM156 218V217H155ZM207 218V217H206ZM225 218H226V215H225ZM230 218V217H229ZM236 218H238V217H236ZM238 218V219H239ZM241 218H244V217H241ZM246 218V217H245ZM248 218V219H249ZM120 219V218H119ZM118 219V220H119ZM124 219V218H123ZM122 219V220H123ZM126 219V218H125ZM125 219H124V222H125ZM147 219H149V217L147 218ZM146 219V220H147ZM154 219V218H153ZM166 219V218H165ZM165 219H164V221H165ZM168 219H171L170 217L168 218ZM177 219H179V218H177ZM177 219H175V220H177ZM187 219H189V217L187 218ZM199 219V218H198ZM231 219V218H230ZM256 219V218H255ZM263 219V218H262ZM1 220V219H0ZM24 220V219H23ZM105 220V219H104ZM115 220H116V218H115ZM150 221L152 220V219H149ZM203 220V219H202ZM222 220V219H221ZM234 220V219H233ZM235 220H237V219H235ZM250 220V219H249ZM253 220V219H252ZM257 220V219H256ZM106 221V220H105ZM111 221V220H110ZM112 221H113V219H112ZM144 221V220H143ZM148 221V220H147ZM146 221V222H147ZM150 221H149V223H150ZM168 220H166V222H167ZM238 221V220H237ZM258 222H259V219L257 220ZM255 222V223H258V222ZM264 221V220H263ZM80 222V221H79ZM83 222V221H82ZM102 222V221H101ZM106 222H108V221H106ZM120 222H122V221H120ZM145 222V221H144ZM145 222V223H146ZM153 222V221H152ZM151 222V224H153ZM155 222V221H154ZM161 222V221H160ZM169 222H170V220H169ZM172 222V221H171ZM181 222V221H180ZM184 222H186V221H184ZM192 222V221H191ZM223 222H224V219H223ZM241 222H242V220H241ZM252 222V221H251ZM3 220H1L0 221V226H2L3 227ZM84 223V222H83ZM86 223V222H85ZM99 223V225H100V222H98ZM118 224H120L119 222H117ZM116 223V224H117ZM145 223H143L142 225H146ZM157 223V222H156ZM230 223V222H229ZM233 223V222H232ZM236 223V222H235ZM240 223V222H239ZM243 223V222H242ZM241 223V224H242ZM90 224V223H89ZM94 224V223H93ZM97 224V223H96ZM95 224V228L98 226L99 227V225H96ZM102 224H104L103 222H102ZM122 224V223H121ZM120 224V225H121ZM164 224V223H163ZM167 224V223H166ZM171 224V223H170ZM180 224V226L179 227H182V225H181V223H179ZM184 224V223H183ZM248 224V223H247ZM251 225H252V223H250ZM260 224V223H259ZM66 225H68V224H66ZM65 225V226H66ZM72 224H70L69 226H71ZM157 225V224H156ZM156 225H154V226H156ZM161 226H162V224H160ZM168 225H169V223H168ZM167 225V226H168ZM173 225V224H172ZM171 225V226H172ZM174 225H175V223H174ZM263 225H264V223H263ZM84 226V225H83ZM92 227V225H89V228H91ZM101 226H103V225H101ZM124 226H126V225H124ZM151 226V225H150ZM158 226V225H157ZM171 226H169V227H171ZM176 226V225H175ZM242 226V225H241ZM250 226V225H249ZM260 226V225H259ZM71 227H75V226H71ZM115 227V226H114ZM121 227V226H120ZM120 227H118L117 226V228H120ZM148 227V226H147ZM165 226H163L162 228H164ZM263 228H264V226H262ZM8 228H10V227H4L2 230H0V234H2L3 233V231L5 230V229H8ZM70 228V227H69ZM76 228H80L79 226L78 227H76ZM92 228H94V226L92 227ZM91 228V229H92ZM104 228V227H103ZM102 228V229H103ZM140 228H141V225H140ZM157 228H160L159 226L157 227ZM178 227H176V229H177ZM243 228V230L242 231H240L241 233L244 231V226L243 227H240L239 229L241 230ZM247 228H249V227H247ZM65 229H66V227H65ZM67 229H68V226H67ZM66 229V230H67ZM75 229V228H74ZM100 229V228H99ZM113 229H115V228H113ZM113 229H111V232H110V234L112 233V230ZM121 229V228H120ZM144 229H146V228H144ZM174 229H175V227H174ZM175 229V230H176ZM187 229V228H186ZM236 229H238V227L236 228ZM250 229V228H249ZM256 229H257V226H255L254 227V229H251L252 231H253V233L256 235V233H255V231H256ZM259 229L261 230L262 228H260L259 227ZM61 230H62V232H63V230H64V228L63 229H60L59 230V232L60 233H62L61 232ZM72 229L70 228V232H72L71 231ZM88 230V229H87ZM104 230V229H103ZM108 230V229H107ZM116 230V229H115ZM114 230V231H115ZM141 230V229H140ZM150 231V229L148 228V229H146V231ZM152 230V229H151ZM156 230V229H155ZM154 230V231H155ZM160 230V229H159ZM163 230V229H162ZM169 230V229H168ZM190 230V229H189ZM248 229H246V231H247ZM74 231V234H76V232H75V230H73ZM95 231V230H94ZM97 231V230H96ZM106 231V230H105ZM146 231H144V232H146ZM164 231V230H163ZM166 231V230H165ZM171 231V230H170ZM177 231H178V229H177ZM185 231V230H184ZM224 231V230H223ZM228 232H229V230H227ZM230 231H232V230H230ZM258 231V230H257ZM256 231V232H257ZM66 232V231H65ZM80 232V231H79ZM86 232V231H85ZM92 232V231H91ZM97 232H99V230L97 231ZM102 232V231H101ZM120 232V231H119ZM141 232V231H140ZM140 232L138 233V232H136V233H138L139 235H140ZM151 232V231H150ZM156 232V231H155ZM172 233H173V231H171ZM238 232V231H237ZM239 232V233H240ZM64 233V232H63ZM68 233H69V231H68ZM89 232H86L85 233V235L87 234V235H89L88 234ZM93 233V232H92ZM107 232H105V234H106ZM116 233H118L117 231H115V234ZM121 233V232H120ZM149 233V232H148ZM159 233V232H158ZM157 232H156V236L157 235H159ZM161 233V232H160ZM165 233H167V232H165ZM171 233V234H172ZM180 233V232H179ZM187 233V232H186ZM230 233V232H229ZM233 233V232H232ZM239 233L237 234L238 236H239ZM240 233V234H241ZM244 234H245V231L243 232ZM97 233H95V235H96ZM103 234H104V232H103ZM104 234V235H105ZM142 234V233H141ZM146 234V233H145ZM152 234V233H151ZM155 234V233H154ZM171 234H169L170 236H171ZM174 235H175V231H174V233H173ZM172 234V236H174ZM178 233H176V236L178 237V235H177ZM221 234V233H220ZM234 234V233H233ZM249 234V233H248ZM263 235H264V233H262ZM70 235H71V233H70ZM83 236V238L85 237V235L84 234H82ZM93 235H94V233H93ZM98 235V234H97ZM101 235V234H100ZM100 235H98V236H100ZM113 235H114V233H113ZM121 235V237H120V240L118 239V238H115V240H114V242L112 241L111 243H115L114 244V248H111V249H113V250H111V249H108L109 247H107V250H103L102 251V255H104V256H108V255H111L110 256V258H112L113 259V261H114V257L113 256H115V261L112 263H109V262H106L107 264L109 263V264H114V263H116V264H129L130 262L129 261H127V260H129L130 258H132V257H126V252H125V245H126V242H124V240H125V238H126V233H123V234H120ZM166 235V234H165ZM165 235L162 237V238H164L165 237ZM181 235H183V234H181ZM188 235V234H187ZM219 235V234H218ZM227 235H229V234H227ZM235 235H236V232H235ZM234 235V236H235ZM39 236V235H38ZM41 236V235H40ZM67 236H69V235H67ZM66 235L64 236V237H67ZM80 236H81V234H80ZM80 236L78 235V237L76 236V238H77V240L80 238ZM90 236H92V235H90ZM102 236V235H101ZM100 236V238H101V240H102V237ZM119 237L118 235H115V237ZM133 236V238H135L134 237V235H132ZM140 236H142V235H140ZM139 236V237H140ZM146 236V235H145ZM237 236V237H238ZM246 236H247V233H246ZM104 237V236H103ZM138 237V238H139ZM167 237H168V235H167ZM236 237V238H237ZM240 237V236H239ZM243 237H245V235L243 236ZM257 237V235L256 236H253L252 238L253 239H255ZM60 238H62V237H60ZM71 238H72V236H71ZM76 238H75V243H77L76 241ZM91 238V237H90ZM98 237L96 236V239H97ZM99 238V239H100ZM107 238H108V236H107ZM112 238V236L111 237H109V239H111ZM137 238V239H138ZM148 238V239H147ZM147 242H148V240H150L149 238L150 237H148L147 236ZM151 238H153V236H151ZM161 238V239H162ZM166 238V237H165ZM171 238V237H170ZM223 238V237H222ZM242 238V237H241ZM246 238V237H245ZM257 238H259V237H257ZM37 242L39 241V237H37ZM42 239V238H41ZM68 239H69V237H68ZM74 239V238H73ZM87 239V238H86ZM89 239V238H88ZM109 239H108V241H107V243H109V245H110V242H109ZM114 239V238H113ZM112 239V240H113ZM155 239H157V238H155ZM155 239L154 240H152V241H155ZM160 239V240H161ZM167 239V238H166ZM238 239H240V238H238ZM244 239V238H243ZM45 240V239H44ZM56 240H58V239H56ZM56 240H54V242L56 241ZM62 240H63V238H62ZM61 240V241H62ZM65 240V239H64ZM72 240V239H71ZM81 240V239H80ZM80 240H79V242H80ZM83 240V239H82ZM122 240V241H121ZM127 240V239H126ZM136 240V239H135ZM144 240H145V238H144ZM144 240H143V243H144ZM163 240H165V239H162V241ZM245 240V239H244ZM247 240V239H246ZM36 241V240H35ZM51 241H52V239H51ZM51 241L49 240V243H47V244H51ZM58 241H60V239L58 240ZM66 242H67V240H65ZM69 241V240H68ZM92 241H93V243H94V240L92 239ZM116 241V242H115ZM137 241V240H136ZM240 241H241V239H240ZM57 242V241H56ZM98 242V241H97ZM103 243L105 242V241H102ZM101 242V243H102ZM122 242V243H121ZM161 242V241H160ZM221 242V241H220ZM40 243V242H39ZM43 243H44V241H43ZM58 244H60V242H57ZM56 243V244H57ZM87 243V242H86ZM158 243V242H157ZM162 243V242H161ZM247 243H249V242H247ZM41 244H42V242H41ZM41 244H40V247H39V249L41 248ZM45 244V243H44ZM53 245H55L54 243H52ZM61 244H62V242H61ZM67 244H69V246L71 245V247L73 248V246H72V244H70V243H68L67 242ZM74 244V243H73ZM82 244V243H81ZM95 244V243H94ZM97 244V243H96ZM105 244V243H104ZM119 245V246H116L115 247V245ZM148 245H149V243H147ZM153 244V243H152ZM160 244V243H159ZM238 244H240V243H238ZM246 244V243H245ZM77 246H78V243L76 244ZM74 246V247H77V246ZM88 245V244H87ZM87 245H85L86 247H87ZM98 245V244H97ZM101 244L99 243V246H100ZM103 245V244H102ZM112 245V244H111ZM127 245H130L129 243H127ZM161 245V244H160ZM160 245H159V247H160ZM170 245V244H169ZM168 245V246H169ZM241 245L242 244H240L239 245V248L241 247ZM255 245L256 246H259V247H261L260 249H258V251H253V256H255V257H259L260 259H259V261L257 262V263H255V264H264V242H259V243H257V242H255ZM56 246V245H55ZM60 246H62V248H63V246H64V242H63V245H59L58 247L60 248ZM65 246H66V244H65ZM82 246H83V244H82ZM90 246H91V244H90ZM96 246V245H95ZM95 246H94V248H95ZM105 245H103L102 247H104ZM107 246V245H106ZM139 246V245H138ZM245 246V245H244ZM249 246V245H248ZM46 247V246H45ZM52 247V246H51ZM54 247V246H53ZM57 247V246H56ZM70 247V248H71ZM79 247H80V245H79ZM84 247V246H83ZM113 247V246H112ZM185 247V246H184ZM247 247V246H246ZM259 247H256V248H259ZM48 248H50V247H48ZM61 248V250L63 251V249ZM67 248H69L68 246L66 247V249ZM70 248H69V250H70ZM91 248V247H90ZM90 248H89V250H90ZM94 248L92 247L91 249H93L94 250ZM99 248V247H98ZM97 248V249H98ZM125 248V249H124ZM132 248V247H131ZM141 248V247H140ZM139 248V249H140ZM199 248V247H198ZM238 248V249H239ZM242 248H243V246H242ZM5 249V248H4ZM3 249V250H4ZM52 249V248H51ZM51 249H49L50 251H51ZM58 249V248H57ZM86 249H88V248H86ZM96 249V250H97ZM156 249V248H155ZM179 251H180V249L179 248H177ZM237 249V250H238ZM249 249V248H248ZM47 250V249H46ZM69 250H68V252H69ZM73 250V249H72ZM74 250L76 251L77 249L76 248H74ZM79 251L81 250V249H78ZM77 250V251H78ZM93 250H92V253H95V252H93ZM101 250V249H100ZM129 250V249H128ZM134 250V249H133ZM145 250H147V249H145ZM144 250V251H145ZM149 250V249H148ZM147 250V251H148ZM175 250V249H174ZM7 251V250H6ZM9 252L11 251V250H8ZM13 251V250H12ZM53 251V250H52ZM57 251V250H56ZM62 251H61V253H62ZM82 251V250H81ZM80 251V252H81ZM84 251V250H83ZM91 251V250H90ZM95 251V250H94ZM97 251H99V250H97ZM130 251V250H129ZM136 251V250H135ZM171 251V250H170ZM19 252V251H18ZM17 252V253H18ZM40 252L41 253H44V247L43 248H41L40 249ZM58 252V251H57ZM56 252V253H57ZM64 252V251H63ZM67 252V251H66ZM67 252V253H68ZM137 252H138V250H137ZM159 251H157L156 252V254H155V256L157 255V253H158ZM239 252H240V250H239ZM247 252H248V250H247ZM11 253V252H10ZM46 253H47V251H46ZM49 253V252H48ZM51 253V252H50ZM49 253V254H50ZM55 253V252H54ZM53 253V254H54ZM60 253V252H59ZM76 253V252H75ZM84 253V252H83ZM128 253V252H127ZM168 253H170V252H168ZM167 253V254H168ZM205 253V252H204ZM242 253V252H241ZM245 253V252H244ZM3 254H5V256L7 255L6 253H4L3 252ZM24 254V253H23ZM22 254V255H23ZM63 254H65V253H62V255H61V258H63V259H65L64 257H63ZM69 254V253H68ZM70 254H71V251H70ZM69 254V255H70ZM73 254V253H72ZM80 254V253H79ZM88 257H89V252L87 253H85ZM97 254V253H96ZM96 254H95V256H96ZM99 254V253H98ZM101 254H99V258H100V255ZM129 254L130 255H132L130 252H129ZM141 254H142V252H141ZM247 254H249V253H247ZM251 254V253H250ZM9 255V254H8ZM18 255V254H17ZM57 255V254H56ZM58 255H60V254H58ZM69 255H67V256H69ZM82 255V254H81ZM84 255V254H83ZM92 255H94V254H92ZM101 255V256H102ZM128 255V254H127ZM185 255V254H184ZM244 255V254H243ZM2 256V255H1ZM5 256L3 257L4 259H5ZM27 256V255H26ZM65 256H66V254H65ZM80 256V255H79ZM87 256H85L84 258H85V260L86 261H90V260H88V259H86V258H88ZM94 256V257H95ZM96 256V257H97ZM136 256V255H135ZM138 256V255H137ZM145 256V255H144ZM147 256V255H146ZM154 256V255H153ZM201 256V255H200ZM252 256V257H253ZM1 257V259L2 260H4L3 258ZM11 257V256H10ZM22 257V256H21ZM57 257V256H56ZM70 257L71 256H69L68 257V259H70ZM92 257V256H91ZM109 257V256H108ZM108 257L106 258V260L105 261H107V259H108ZM157 257V256H156ZM160 257V256H159ZM158 257V258H159ZM243 257V256H242ZM13 258V257H12ZM18 258H19V256H18ZM17 258V259H18ZM23 258V257H22ZM21 258V261L23 260ZM27 258V257H26ZM25 258V259H26ZM58 258H59V256H58ZM60 258V259H61ZM77 258H78V255H77ZM80 258H82L81 256H80ZM79 258V259H80ZM93 258V257H92ZM102 259H104L103 257H101ZM100 258V260L98 261L100 264H101V259ZM134 258V257H133ZM139 258V257H138ZM152 258V257H151ZM154 258V257H153ZM0 259V260H1ZM14 259H15V256H14ZM67 259V260H68ZM71 259H74V258H71ZM90 259V258H89ZM95 259H97V258H95ZM111 259V260H112ZM154 259H156V258H154ZM180 259V258H179ZM207 259V258H206ZM239 259V258H238ZM245 259V258H244ZM2 260H1V262L0 263H2ZM11 260H13V259H11ZM27 260H30V259H28L27 258ZM75 260V259H74ZM110 260V259H109ZM131 260V259H130ZM157 260V259H156ZM161 260V259H160ZM159 260V261H160ZM237 260V259H236ZM13 261H15V260H13ZM25 261V260H24ZM23 261V262H24ZM53 261H55V260H53ZM56 261H59V259H57ZM70 261V260H69ZM92 261H93V259H92ZM132 261H135L134 259H132ZM234 261V260H233ZM240 261V260H239ZM10 262V261H9ZM38 262V261H37ZM60 262V261H59ZM91 262V261H90ZM97 262V263H98ZM143 262V261H142ZM148 262V261H147ZM157 262H158V260H157ZM193 262V261H192ZM243 262V261H242ZM17 263V262H16ZM34 263V262H33ZM61 263V262H60ZM63 263V262H62ZM64 263H66V261L64 262ZM63 263V264H64ZM69 263V262H68ZM67 263V264H68ZM103 264L105 263V262H102ZM154 263V262H153ZM160 263V262H159ZM162 263V262H161ZM166 263V262H165ZM7 264V263H6ZM10 264V263H9ZM18 264H20V263H18ZM27 264V263H26ZM29 264V263H28ZM38 264V263H37ZM41 264V263H40ZM69 264H71V262L69 263ZM73 264H76V261H75V263H73ZM77 264H80V262L79 263H77ZM131 264V263H130ZM143 264H145V263H143ZM149 264V263H148ZM164 264V263H163ZM183 264V263H182ZM193 264V263H192ZM239 264H240V262H239Z\"/></svg>",
    "mask_w": 264,
    "mask_h": 264
}]
</instances>
